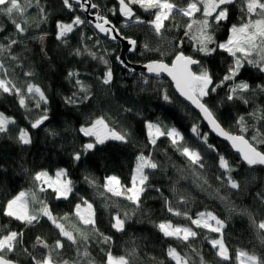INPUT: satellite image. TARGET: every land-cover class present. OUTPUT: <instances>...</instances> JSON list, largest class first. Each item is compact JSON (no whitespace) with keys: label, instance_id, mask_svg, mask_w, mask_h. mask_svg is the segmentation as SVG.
<instances>
[{"label":"trees","instance_id":"obj_1","mask_svg":"<svg viewBox=\"0 0 264 264\" xmlns=\"http://www.w3.org/2000/svg\"><path fill=\"white\" fill-rule=\"evenodd\" d=\"M92 1L126 37L137 41L134 53L128 55L132 63L150 60L171 63L175 54L183 51L201 62L194 68L195 72L201 71V67L207 68L214 83L219 84L233 62V58L223 50L218 49L210 56L197 52L195 40L184 35L185 17L177 15L174 20L165 21L162 34L157 35L148 23L125 20L119 12L118 0ZM174 2L184 7L187 0ZM132 7L135 16L141 20L147 22L154 18V10L145 11L139 5ZM113 9L115 14L111 11ZM76 16L85 23L74 27L63 40L57 39V23H71ZM240 17L239 6H232L229 19L212 29L216 42L227 41L231 25L239 23ZM17 19L27 20V31L22 35L15 32L7 17L0 16V24L4 27V31L0 32V43L8 42L5 37L18 41L11 49L17 60L9 59L7 52L0 56L9 68L6 78L22 89L25 83L38 85L45 94L46 102L40 101L37 107L39 97L29 95L25 90L26 106L22 107L19 96L0 91V112L15 121L9 125L7 133H0V231L11 229L24 232L22 245L9 254L10 259L19 264H32L23 248L34 255L46 251L33 248L37 236L43 237L49 244L63 239L47 218L25 227L21 222L3 215L8 199L20 191H37L33 179L35 173L43 170L54 174L59 169L67 170L68 178L73 181V192L68 199H57L51 189L42 193L37 191V195L48 204L55 216L68 214L64 223L69 228L79 224L74 215L75 206L82 200L92 205L99 232L91 228L84 230L90 237L87 246L101 264H104L109 248L116 256L134 251L133 264H175L167 256L169 246L187 256L191 264H200L201 257L205 264H238V249L264 259V232L256 227L264 220V200L258 195L264 194V166L250 167L243 163L227 143L210 132L199 113L178 96L167 78H151L126 70L117 59L120 46L100 36L89 25L79 6L73 4L69 9L64 6L63 0H39L37 7L33 0V6L28 8L26 15ZM41 36L45 39H39ZM77 50L80 54H76ZM90 53H95V58ZM101 57L108 61L107 65ZM108 68L112 70L113 79L109 85H104L102 79ZM26 72L33 75L26 76ZM69 72H76L78 76L70 78ZM76 79L88 87L89 99L81 100L84 93L79 91ZM239 81H247L251 89H255L243 94L247 104L241 98L227 99L229 86ZM257 85H264V73L245 64L235 81L226 82L215 92H210L203 101L227 130L251 140L257 129L264 133V119L260 118L264 114V92L257 89ZM165 94L168 100L164 99ZM68 98L77 100V103H68ZM45 113L48 119L37 129L32 128L31 123ZM99 116L105 117L117 131L128 133V142L107 141L82 155L80 161H74L73 154L81 151L82 145L89 140L79 132V128ZM241 116L248 125V131L244 133L240 132L237 124ZM146 122L159 124L162 128L175 127L183 135L184 142L201 153L204 167L191 165L166 136L159 137L155 146L149 144ZM193 125H198L202 135L207 134L208 144L214 145L215 150L209 149L191 131ZM21 128L30 135L31 143L28 145H22L16 139ZM257 147L264 151V144H257ZM141 152L150 155L159 167L146 169L149 187L141 196L140 208L134 210L129 201L112 196L103 185L105 177L115 175L122 185L131 186L136 157ZM218 155L225 156L233 167L231 175L239 182V189L228 185L226 175L219 168ZM86 176L93 178L95 185L86 182ZM181 200L186 203H181ZM166 202L193 217L199 212L210 211L224 220L223 239L231 259L221 260L206 239L216 238L219 234L195 229L199 235L191 241V247L163 236L156 227L160 222L191 226L184 216L169 213ZM133 211L135 214L126 222L123 232L111 227L112 217L117 213L123 215ZM99 233L110 236L111 244H103ZM64 245L60 250L62 254L70 259L76 258L77 246L67 241Z\"/></svg>","mask_w":264,"mask_h":264},{"label":"snow or ice","instance_id":"obj_2","mask_svg":"<svg viewBox=\"0 0 264 264\" xmlns=\"http://www.w3.org/2000/svg\"><path fill=\"white\" fill-rule=\"evenodd\" d=\"M76 3H80V0H75ZM35 4L39 7V0H35ZM65 7L72 9L73 4L70 0H63ZM132 5H139L140 8L145 11L154 10L152 12L153 19L151 21H143L139 17L135 16ZM239 6L241 12L240 22L232 24L230 27V34L226 42L218 43L214 39L213 27L219 26L222 22L227 21L230 15V8L232 6ZM33 6V0H0V16H5L11 22L15 28L17 34H24L27 29L25 25L27 20H18L17 17L23 18L28 8ZM84 8V5H80ZM99 6L97 4H91V8L95 9ZM87 10V9H85ZM113 14H115V10ZM41 14L44 13V9L40 8ZM119 12L126 17L129 21L134 23H148L151 25L152 30L161 35L162 30L165 28V21L174 20L177 15L187 18V22L184 25L185 36H190L191 39L196 42V51L210 56L218 49L228 53L233 58V62L229 65L226 74L223 76L219 84H215L213 77L207 68L201 67V71L194 72L192 70L193 65H198L201 62L194 59L192 56L185 55L183 51H178L175 54L171 64L161 61H151L145 65L148 73H154L159 76L161 73L166 72L168 76L172 78L175 83L177 91L185 99L190 101L196 108L200 110L203 118L210 125L211 129L217 133V135L224 137L231 143L240 155L243 162L248 166H264V151L258 149L257 144H264V133H260L257 129L255 134L252 135L251 140L246 139L244 135H234L225 131L220 123L217 121L213 111L203 103V98L208 96L210 92H215L217 88L222 87L228 81H235L239 75L241 69L245 64L256 68L259 72L264 73V0H187L184 7H179L174 0H119ZM200 14L197 17V14ZM46 19V17H44ZM95 28L105 35H110L113 32H118V29L103 15L96 13ZM102 21V22H101ZM85 21L79 16H76L71 23H57V39L63 40L68 33L74 30V27L84 24ZM111 25V26H108ZM107 26V27H106ZM4 31V27L0 24V32ZM112 39H116L115 36H111ZM43 39V36L39 37ZM128 43L135 48L136 40L127 38ZM7 43H0V56L7 52L8 58L15 61L18 58L11 54L12 46L17 44L18 41L11 37H5ZM182 43V42H181ZM215 45V47H212ZM144 47L147 49L148 45ZM76 54H80L77 50ZM95 58V53H90ZM103 60V58L101 57ZM119 59V58H117ZM122 64L123 61H120ZM105 65L108 64L107 60H103ZM125 67L127 65L125 64ZM9 74V68L6 66L3 59H0V91L9 94H15L20 97L19 103L22 107H25V95L24 91L29 95L38 96L36 106H40V101L46 102V97L42 89L34 83H25L23 89L15 84L11 79L6 77ZM26 76H32L33 73L26 72ZM68 76L77 77L78 73L69 72ZM113 73L110 68L104 73L102 83L109 85L112 82ZM147 83V79L144 80ZM79 86V91L84 93L81 100L89 99L88 87L79 79L75 81ZM257 89L264 92V85H257ZM255 91L251 89V85L247 81H239L229 86L227 99L229 101L237 98L243 99V94L248 91ZM76 96V93L73 94ZM164 99L168 100L167 94L164 95ZM68 103H77V100L73 98L67 99ZM245 104L248 103L247 99H243ZM130 111V110H129ZM261 119H264V114L261 115ZM47 114L37 118L31 123L32 128L39 127L45 120H47ZM15 121L5 116L0 112V133H7L9 125L14 124ZM237 124L240 132L244 133L248 131V125L243 116L239 117ZM147 134L149 144L155 146L157 140L161 136H166L173 147L184 156L191 165H196L200 168L204 167L203 157L199 151L188 146L184 142L183 135L175 128H162L159 124L152 122H146ZM191 131L207 144L209 149L215 150L214 145L208 144L207 134H201L198 125H193ZM79 132L84 137H88V142L82 145L81 151H77L73 154L74 161H80L82 155H86L88 152L95 150L98 145H104L107 141H120L122 143L128 142V133L117 131L110 126L109 122L103 116L96 117L90 120L87 124L81 125ZM19 143L22 145H28L31 143V138L27 130L19 129L18 136L16 137ZM219 168L223 170L227 178V183L232 189H239L240 184L237 182L231 173L234 171L233 167L223 155H218ZM159 164L155 162L150 155L146 156L141 152L136 157V164L131 176V186L122 185L119 178L115 175L105 177V183L103 188L106 192L111 193L114 197H123L129 201L134 210L139 209L141 205V196L145 193L148 185L149 176L146 173V169H157ZM37 182L39 192H46L48 189L55 194L57 199H68L73 192V181L68 179V173L65 169H59L55 173V177H51L47 171H39L35 173L33 177ZM220 179V177H217ZM86 182L95 185V180L88 176L85 177ZM207 183V181H205ZM45 185L47 187H45ZM159 191V189H156ZM262 200H264V194H258ZM181 203L186 201L181 200ZM167 211L175 216H184L190 225H175L171 221L160 222L156 225L158 230L163 236L173 238L184 242L191 247V241L194 240L199 233L195 229L207 230L211 233L219 234L216 238H207L208 243L215 250V254L223 261H229L231 259L229 255V249L223 239V229L225 228V221L220 219L213 212L205 211L199 212L195 217L188 214L187 211L181 212L179 209L172 207L170 202H166ZM75 217L79 224L74 225L72 228L66 226L64 221L68 220V214L63 217H57L53 214L48 204L41 200L37 195V191H20L18 194L8 199L3 207V215L21 222L25 227H30L38 224L42 218H47L48 221L58 230L59 237L63 239H56L53 244H49L41 236L35 238L33 248L44 249L40 255H34L27 248H23L32 261V264H69L67 260L56 259L55 254H59V251L64 248V241L70 242L72 245L77 246L79 252V246L81 244L87 245L90 237L84 230L85 228H91L94 232H99L96 228L95 213L92 205L86 200H82L81 204L75 206ZM133 211L124 212L123 215L117 213L112 217L111 227L117 232H123L125 230V224L131 219ZM253 223L255 221L253 220ZM79 225H83L81 228ZM256 227L264 232V220H261ZM23 231H15L11 229H5L0 231V264H17L16 261L9 258V254L15 252L19 246L23 243ZM101 242L105 245H110L112 238L106 236L103 233H99ZM195 251V249H193ZM87 259V264H94L90 259V252L87 248L80 253ZM135 252L128 253L127 255H113L109 248L106 253V259L104 264H133L132 257ZM167 256L175 262V264H191L190 259L182 255L175 247L169 246L167 249ZM236 260L238 264H264V259L257 257L255 254H250L247 251L238 249L236 251ZM77 264V262H73ZM200 264H205L201 257Z\"/></svg>","mask_w":264,"mask_h":264},{"label":"water","instance_id":"obj_3","mask_svg":"<svg viewBox=\"0 0 264 264\" xmlns=\"http://www.w3.org/2000/svg\"><path fill=\"white\" fill-rule=\"evenodd\" d=\"M119 2V0H118ZM72 3L74 5H77L79 6V9L81 11V13L85 16L86 20L88 21L89 25L93 27V29L102 37H106L108 39V41L114 43V44H118L120 46V55H119V61H123L124 63L121 64L124 66V68L128 71H130L131 73H143L145 74L146 76L148 77H151V78H167L171 84L173 85V88L174 90L176 91V93L178 94V96L183 100L185 101L188 105H190L197 113H199L201 119L203 120V122L207 125V127L209 128L210 132L216 136L217 138L221 139L222 141H224L225 143H227L229 145V147L231 148V150L237 154L239 157V153L234 149L232 148L231 146V143L229 141H227L224 137L222 136H219L217 135L216 132H214L210 125H208L207 121L203 118V115L202 113H200V110L198 108L195 107V105H193L190 101H188L187 99H185L183 96L180 95V93L177 91L176 87H175V83L174 81L172 80V78L170 76H168V74L166 72L164 73H161L159 76H156L154 73H148L147 72V69L145 68V65L151 61H161V60H150V61H147L145 63H132L129 61L128 59V55L129 54H132L134 53L135 49H136V46H137V43L135 45V48L133 50V47L128 43V40L125 39V35L119 30V28L114 24V22H112L107 16L103 15L101 9L98 7V8H91V4H93L94 2L92 0H80V3H76L75 0H72ZM83 4L84 5V8H82L80 5ZM95 4V3H94ZM133 8V7H132ZM87 9V10H85ZM133 11H134V8H133ZM96 13H99L103 16H105L110 22H111V25H114L116 29H118V32H113L111 33L110 35H105L104 33L100 32L98 29L95 28V24L98 22L96 20ZM135 13V11H134ZM122 15V14H121ZM124 17V16H123ZM125 20H128L126 17H124ZM102 22V21H101ZM111 25H108V26H111ZM107 27V26H106ZM111 36H115L116 39H112ZM127 38H130V37H127ZM133 39V38H131ZM135 40V39H134ZM185 54V53H184ZM187 55V54H185ZM190 56V55H188ZM175 57V56H174ZM194 58V57H193ZM174 59V58H173ZM195 59V58H194ZM198 60V59H196ZM163 61V60H162ZM164 63H167V64H171V63H168L166 61H163ZM172 62V61H171ZM125 64L127 65V67H125ZM200 65V64H198ZM198 65H193L192 66V70L195 72L194 68ZM204 103V101H202ZM217 119V118H216ZM218 121V119H217ZM219 122V121H218ZM220 123V122H219ZM221 127L227 131V132H230L234 135H241V134H237V133H233L229 130H227L221 123H220ZM38 128V127H37ZM36 128V129H37ZM246 138V137H245ZM248 139V138H246ZM259 149V148H258ZM260 150V149H259ZM241 158V157H240ZM242 160V159H241ZM243 162V161H242ZM245 163V162H243ZM246 164V163H245ZM19 264V263H17Z\"/></svg>","mask_w":264,"mask_h":264},{"label":"rangeland","instance_id":"obj_4","mask_svg":"<svg viewBox=\"0 0 264 264\" xmlns=\"http://www.w3.org/2000/svg\"><path fill=\"white\" fill-rule=\"evenodd\" d=\"M43 39H45V38H43ZM51 177H55V173L54 174H49ZM69 179V178H68ZM45 187H47L46 185H45ZM36 189H37V191H38V187H37V182H36ZM39 196V195H38ZM87 248V250L90 252V254H91V256H90V259H91V261H93L94 262V264H101V263H99L98 262V260H96L95 259V257H94V255L91 253V251L89 250V248H88V246L87 245H84V244H81L80 246H79V252H77V256H76V258H74V259H70V258H67V257H65L63 254H62V252L61 251H59V254L57 255V254H55L54 253V256H56V259H58V260H67V261H69V264H73V262H77V264H87V259L88 258H84L80 253H82L83 251H84V248Z\"/></svg>","mask_w":264,"mask_h":264},{"label":"crops","instance_id":"obj_5","mask_svg":"<svg viewBox=\"0 0 264 264\" xmlns=\"http://www.w3.org/2000/svg\"><path fill=\"white\" fill-rule=\"evenodd\" d=\"M93 208V207H92ZM93 211H94V209H93Z\"/></svg>","mask_w":264,"mask_h":264}]
</instances>
